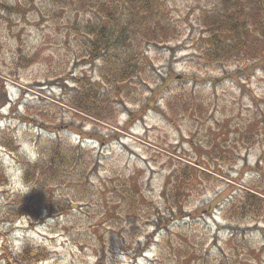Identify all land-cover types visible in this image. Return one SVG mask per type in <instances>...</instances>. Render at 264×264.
I'll return each instance as SVG.
<instances>
[{"label":"rangeland","instance_id":"rangeland-1","mask_svg":"<svg viewBox=\"0 0 264 264\" xmlns=\"http://www.w3.org/2000/svg\"><path fill=\"white\" fill-rule=\"evenodd\" d=\"M56 3L53 7L47 0H0V131L9 129L10 133L4 135L12 136L10 140L22 132L46 159L55 147L63 150L81 146L97 161L83 186L75 177V183L72 179L63 184L55 182L48 191L51 199L73 207L69 215L58 218L44 213L43 221L31 222L25 216H14L16 202L19 206L31 199L33 187L30 185L31 190L24 195L10 191L3 180L0 264H180L175 262L169 244L163 243L166 241L155 229L154 219L131 224V219L122 216L119 205L115 216L99 200L103 186L111 194L112 187L125 178H134L147 198L144 210L153 202L164 207L163 190L180 166L215 178L211 182L194 179L184 183L194 189L184 212L201 214L195 219L185 215L179 222L193 225L190 233L203 241L199 247L202 254L216 255L220 264H264V223L237 221L238 225L226 221L222 212L230 197L261 180L264 174V133L255 144L247 140L250 118L256 112L264 113V62L248 68L251 82L246 80L249 83L245 85L243 73L237 79H214L220 78L222 69L201 67L197 50L200 39L205 38L199 21L204 11L212 9V0H166L172 26H179V41L172 44L173 49H150V59L160 75L172 70L186 75L187 81L196 78L195 88L203 93L204 110L174 119L162 106L164 93L152 98L156 86L151 85L141 86L139 93L123 101L118 128L100 126L90 119L75 121L64 105L62 87L72 90L71 80L80 73L99 84V71L78 56L82 48L75 41V10L63 2ZM24 57L34 63L28 64ZM229 69L236 70L234 66ZM80 132L86 134L82 140ZM0 152L15 153L10 149ZM133 226L138 228L131 233ZM232 234L257 249L256 260L247 248L240 247L239 257L231 254L228 243ZM132 238L141 241L135 253L136 247L129 249L128 245ZM27 244L35 249L33 258L36 250H43L44 259L23 261L21 255ZM144 247L148 249L141 253ZM132 254L142 257L135 263L129 257ZM181 264L192 263L186 260Z\"/></svg>","mask_w":264,"mask_h":264},{"label":"trees","instance_id":"trees-1","mask_svg":"<svg viewBox=\"0 0 264 264\" xmlns=\"http://www.w3.org/2000/svg\"><path fill=\"white\" fill-rule=\"evenodd\" d=\"M47 1L53 7L56 2H63L75 10V16L78 15L74 19L73 26L75 41L82 48L81 52L77 51L78 56L86 65L96 66L99 71V84L93 83L91 78L80 73L71 80L72 90L66 85L62 87L66 96L64 105L75 121L90 119L92 123L100 126L118 128L123 101L131 98L134 93H139L141 86L151 85L156 86L152 98L164 93L162 106L167 108L166 114L174 119L204 110L203 93L197 92L195 88L196 78L192 77L187 81L186 75L173 73L170 67L171 71L165 70L166 73L160 75L150 59V49L163 46L173 49L172 44L179 41V26L178 24L172 26L166 0ZM212 3V9L204 11L199 21L201 35L205 38L200 39L198 48L193 46L195 48L192 49L197 48L199 51L201 67L207 70L222 69L220 78L214 79L220 80L225 77L237 79V75L243 73L245 85L251 82L250 78L247 79L250 77L248 68L264 62V0H212ZM81 14H84L82 20ZM25 59L28 64L34 63L33 59ZM17 63L18 61L15 62ZM229 66H234L236 70L231 71ZM203 77L207 78L206 75ZM47 122L51 121L47 120ZM67 127L72 130L70 125ZM247 127H249L247 140L255 144L264 133L263 111L253 114ZM7 133H10L9 129L0 131V150L10 149L16 152V148L13 147L15 138L10 140L12 136L9 138L4 135ZM109 133L112 134L113 130H109ZM38 137L42 139L43 135ZM79 137L82 140L86 134L80 132ZM97 141L104 142L102 139ZM40 152L42 159L38 163L25 165V178L33 187V197L22 201L19 206L16 202L17 211L13 214L25 216L31 222L38 219L43 221L44 213L51 218L69 215L73 210L72 205L67 206L57 202L55 197L51 199L47 196L48 191L55 182L63 184L67 179H72L75 183V177H78L80 186H83L89 180L97 161L90 150H84L81 146L63 150L55 147L53 152L49 151L48 159L44 158L42 151ZM77 164L79 169L76 171ZM197 171L198 173L195 174L188 168L180 166L173 173L171 182L166 184L163 190L164 207H159L158 204L150 201L152 204H148L149 209L144 210L147 198L136 185L134 178H125L112 187L114 191L111 194L106 193V187L103 186V193L99 196L100 204L109 207L111 212L114 211L112 215L115 216L120 209L122 216L131 219V224L134 225L154 219L155 229L159 231L158 234H161L163 241H166L163 243L169 244L172 248L176 263L181 264L182 261L190 260L192 264H208V262L220 264V259L216 255L202 254L199 247L203 241H200L197 235L190 233L193 225L179 222L185 215L195 219V216L201 214L184 212L188 207L185 204L190 194L194 193V189L184 183H190L194 179H205L208 182L215 179L212 174ZM174 175L177 176L174 178ZM261 176V180L238 190L230 197L222 211L226 221H235L238 225L241 221L249 225L264 223V174ZM3 180L5 178L0 174V187L6 185ZM118 205L119 208L115 209ZM180 213L182 215L179 217ZM137 228H132L131 233ZM152 239L153 236L150 240ZM128 245L129 249L136 247L135 253L141 246V241L132 238ZM228 245L232 248V255L239 257L242 247L249 250L248 253L253 260L257 259L255 257L257 249H253L249 243H243L235 234L230 237ZM27 246L28 248L21 255L23 261L37 259L39 262L44 259L41 258L44 257L43 250H39V253L36 250V258H33L35 249L33 250L28 244ZM146 249L148 247H144L141 253H145ZM129 257L137 263L142 256L135 258L132 254ZM244 262L246 259L243 260Z\"/></svg>","mask_w":264,"mask_h":264},{"label":"clouds","instance_id":"clouds-1","mask_svg":"<svg viewBox=\"0 0 264 264\" xmlns=\"http://www.w3.org/2000/svg\"><path fill=\"white\" fill-rule=\"evenodd\" d=\"M15 144V153L0 152V174L5 178L10 191L25 195L31 190L30 182L25 178V165L36 164L41 158V152L22 132L17 133Z\"/></svg>","mask_w":264,"mask_h":264}]
</instances>
